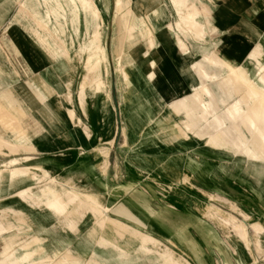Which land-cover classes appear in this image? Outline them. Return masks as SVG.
I'll use <instances>...</instances> for the list:
<instances>
[{
	"label": "rangeland",
	"instance_id": "1",
	"mask_svg": "<svg viewBox=\"0 0 264 264\" xmlns=\"http://www.w3.org/2000/svg\"><path fill=\"white\" fill-rule=\"evenodd\" d=\"M171 1L162 0V3L152 12L140 16L135 10V0H132L131 4H129V0H125L124 10L129 26L122 28V35L127 37L128 34H134L139 20L144 19L155 37V48L160 47L155 36L157 27L166 26L175 38L176 35L181 37L188 49L189 46L184 39L192 44L194 50L199 54V59L193 62L197 65L203 63V58L211 50H219L220 55H224V52L232 53V43H228L226 40L235 38L233 36L224 41L208 42V31L206 25L201 21L204 13L198 5V0H185V2L200 9L199 22L205 31L204 40L193 39L190 35H186L183 30L178 29L176 25L179 16L178 9L172 6ZM96 7L100 11L101 18L97 14ZM114 9L115 0H80V2L79 0H0V28L6 24L3 28L5 36L10 30L8 18L11 16V24L13 22L26 23L31 37L45 51L48 62L43 66L42 72L40 69L37 70L46 85L57 90V93L48 96L37 86L35 88H38V92L45 95L48 101H55L63 110L67 120L64 133L60 132L58 126L45 124L40 126V130L33 131L40 143L47 146L46 149L40 147L37 155L28 159V156L23 155L24 153L29 154L28 152L13 157L0 155V170L8 169L10 172L0 175V211L5 212L0 217V223L13 228L11 231L0 233V258L23 246L25 242L33 240L35 236L42 239L38 247L28 248V251L19 248V253H29V255L20 260L14 258L8 264H83L90 261L94 256L99 263L92 260L91 264H165L162 254L172 251L182 254V250H187L191 254L194 264H211L210 257L204 251L202 244L212 246L215 240L220 241V239L215 236L211 237L214 231L206 227V221L202 220V215L207 205L212 203L208 197L217 200L220 198L201 193L197 183H193L195 187L183 186L185 169L190 168L195 173L205 167L207 170L205 177L208 181L204 187H211L216 193H221L220 183L232 170L233 163H241L244 166V171L241 172L242 183L248 181L252 184L255 189L251 192L252 196L258 198V191L261 192V196H264V168L249 166L240 160L231 161L229 160L230 156L227 155L212 154L194 136H190V140L185 137L169 136L163 131L159 121L165 113L163 105L166 102L160 100L159 95L165 94L163 91L166 82H171L169 92L174 86L173 90L178 88L181 94L194 92L193 79L194 77L198 79V76L190 68L185 71L183 77H179L166 56L162 55L164 58L163 65L157 68V73L161 76V85L154 86L152 91L154 99H147V104L137 99L134 104H131V107H137L139 104L140 112L129 119L122 106L125 103V95L130 94L132 96L136 92H126L125 80H120L116 75V63L112 55V39L115 34ZM130 10L131 13L129 14ZM204 15L208 20L209 14L205 13ZM104 27L111 64L109 74L106 71L95 74L91 78L94 82L81 90L80 85L84 74L83 63L95 42V34ZM129 27L131 28L128 29ZM172 27H174L175 32L170 30ZM211 31H213L212 28ZM252 46L257 48L259 44L247 45L246 49V46H243L242 53H239V50L237 52L234 50L233 54L237 57L233 55L232 63L234 65L242 63L250 76L256 80L260 87L264 88L256 61L251 60V58L244 60ZM261 46L264 51V46ZM144 48L145 44L136 47L137 69L132 74L135 89L139 92L150 88L152 84L150 78L143 71L145 66L142 68L139 58L144 53L152 57L155 48L152 50ZM262 54L261 62L264 64V52ZM74 55L78 58L77 66L81 69L78 79L75 76V68L73 69L66 61V58L72 59ZM207 70L209 74L217 72L214 67H207ZM30 72L33 73V70ZM113 72L120 91L118 92L117 105L114 104L113 97H111ZM8 78L7 71L2 72L0 69L1 91L7 90ZM185 79L190 81L192 86L184 91L180 87ZM31 85L30 88L32 89ZM232 88L233 96L227 98L220 85L211 84L212 91L223 107L236 100L244 90L243 87L240 89L235 85ZM1 91L0 99L6 102L1 96ZM171 92L176 95V92ZM222 100L228 102L224 104ZM69 109L75 110L76 118L70 117ZM79 110L83 112L90 124H87L80 117ZM90 111H92L91 116ZM7 112L9 120L12 121L11 125L15 122L20 127L18 130H11L6 135L7 139L14 141L18 137L20 143H29L28 130L23 129L18 119L8 110ZM117 115L121 119L120 126L116 124ZM119 132L123 138L119 135L114 155L111 157V176L114 175L111 179L108 174L109 157ZM66 133L72 134V137H68ZM56 136L63 139L64 146L61 145ZM53 142L57 143L56 147L50 146V143ZM121 144L126 151V160L125 156L117 155ZM63 147L64 150L56 152ZM46 151H53V153H45ZM15 158L19 159L17 163L12 161ZM116 160L121 165L122 175H125L126 164L129 167L126 179H121L118 162L115 164L114 174L113 164ZM215 162L218 164L216 165ZM30 166H35L41 171H35V178L17 176V169ZM54 180L60 185L62 184L64 190L67 189L65 186L68 187L65 191L64 203L59 208L49 205L45 198L39 199L42 190L52 186ZM117 181L121 182V186L133 183L141 184L145 187L144 190L140 191L144 196L128 194L125 188L114 185ZM69 182L75 188L74 194H69V190L72 188ZM30 187L31 189L24 195V198L19 196L21 192ZM86 191L93 196L92 200L84 198L83 193ZM145 192L152 198H162L168 204L178 206L199 220L193 221L192 224L188 220L184 221L183 219L179 220L178 217L174 219L171 215L168 216L169 212L164 210L165 208L152 206L151 199L147 197ZM220 197L223 198L221 195ZM95 200H99L103 205L110 207L113 211L110 218L122 219L130 226L131 232L133 229H138L156 238V241H150L147 244L148 252L143 250L144 245L141 241L136 244L123 241L117 250L101 248L98 245L100 231H95V229L99 227L102 221L96 222L97 217L90 210ZM235 203L243 210L237 202ZM229 204L230 209L224 206L227 208L225 209L217 204L223 213L218 214L215 218H208L205 212L204 218L214 220L224 227L225 239L231 245L237 246L243 242L249 248V255L254 264H257L258 258L251 248L252 241L249 233V225L254 223L244 221L247 216L245 217V214L239 209L235 211L233 203ZM122 205L129 207L144 225L139 220L114 214V211H117ZM72 208L76 209V213L70 216L66 215L65 210ZM243 211L249 214L245 210ZM230 214L245 222V225L247 223L248 238H241L234 233ZM259 222L264 225L263 221ZM70 223H75V228L72 229ZM252 227L258 234L256 237L257 250H263L262 252L258 251V254L263 256V240L259 235L264 232V229L258 223ZM190 228H195L198 235L181 236L185 234L184 229L189 230ZM179 234L181 235L179 236ZM68 254L74 258H69Z\"/></svg>",
	"mask_w": 264,
	"mask_h": 264
},
{
	"label": "bare ground",
	"instance_id": "2",
	"mask_svg": "<svg viewBox=\"0 0 264 264\" xmlns=\"http://www.w3.org/2000/svg\"><path fill=\"white\" fill-rule=\"evenodd\" d=\"M131 2L132 0H129V4H131ZM171 2L172 6L178 9L179 16L176 21L178 29L183 30L186 35H190L193 39L204 40L205 31L202 24L199 22L201 16L200 9L195 5L186 4L185 0H172ZM124 3L125 0H115L113 15L115 34L112 39V55L116 63V75L120 80L124 79L126 82V92H136V94L132 96L126 94L125 103L122 106L123 111L126 112L130 119L133 115L140 112L138 109L139 104L137 107H131V104H134L137 99H140L143 103H146L147 99H154V93L152 92L154 88L153 84L150 85V88L148 87L146 90L139 92L135 89L134 82L132 81V74L137 69L136 47L145 44V48L152 50L156 47V42L153 33L148 28L144 19L139 20L137 30L134 34H128L127 37L122 35V28L129 26V21L124 10ZM96 9L98 16L101 18L100 11L97 7ZM128 13L130 14L131 10ZM130 28L131 27L128 29ZM104 30L105 27L101 28V30L95 34V42L83 63L84 74L83 81L80 85L82 88L81 90H84L88 84L94 82L91 78L95 74L101 73L102 71H106V73L109 74L111 64ZM170 30L175 32L174 27L170 28ZM176 41L183 54L190 53L187 45L179 35H176ZM226 42L232 43L231 45L235 52L239 50V53H242L243 50L241 49L244 48L243 46H246L245 49L247 48V44L236 36L233 39L230 38L229 41L227 39ZM218 51L219 50L216 49L211 50V52L203 58V63L198 65L192 63L190 66V70L198 76V79L193 76V83L195 85L194 92L175 98L173 94L169 92L171 82H166L164 87L165 90L163 91L165 94L159 95V99L166 102L163 105L165 113L162 115L159 124L162 125L163 131L169 136L179 138L185 137L189 139L191 138L190 136H194L203 143L204 147H206L209 152H227L231 155H237L264 163V88L260 87L256 80L250 76L242 63L238 65L232 63V58L236 56L233 54V51H231L232 53L224 52V55H220ZM263 52L260 44L257 48L252 46L244 60L251 58V60L256 61L258 70H260L262 74L261 80L264 83V64L261 62ZM162 55L165 56L161 46L153 50L152 57H149L147 53L143 54L144 58H147L144 68L149 74H151L152 70L157 72V68L163 65L164 58ZM70 60L71 59L66 58L69 64ZM207 67H214L217 69V72L209 74ZM0 69L5 71V67L2 65H0ZM148 78L151 80V77L148 76ZM212 83L220 85L227 98L233 96V85L240 89L243 87L244 90L233 102L227 103V100H222L224 104L227 103L226 106L223 107L218 97L211 89ZM68 112L72 119L76 118L75 110L69 109ZM1 120L7 123L6 135L13 129H20L15 122L11 125L12 121L9 120L8 112L5 108H0V121ZM6 135L0 134V155L2 157L19 156L23 152L33 154L38 151L37 145L34 143L30 134L28 137L29 143H20L18 137H16L14 141H11L7 139ZM249 138H251V140ZM30 157H27V159ZM12 161L13 163H17L19 159L15 158ZM35 171H39L35 166L17 169V176H29L33 179L36 176ZM4 173L10 172L8 169L0 170V175ZM69 184L72 187L70 182ZM65 188L68 189L67 186H65ZM30 189L31 187L21 192L19 196L24 198V195L27 194ZM66 190H64L62 184L60 185L54 180L52 186L42 190V195L39 199L43 200L45 198L49 205L59 208L64 203ZM74 193L75 188L72 187L71 190H69V194ZM83 196L88 200H92L93 198L87 191L83 193ZM233 209L235 211L238 210L235 205ZM90 210L97 217L96 222L102 221L99 227L95 229V231H100L98 245L101 248L117 250L120 243L123 241L130 244H136L141 241L144 245L143 250L148 252V247H146L147 244L150 241H156V238L141 230L133 229L131 232L130 226L120 219L110 218L113 211L110 207L103 205L99 200L94 201ZM65 212L66 215L70 216L76 213V209H66ZM205 212L208 218H215L218 214L223 213L222 209L215 204L207 205ZM4 213L5 212L1 210L0 217ZM114 214L136 221L139 220L132 210L125 205L120 206L117 211H114ZM230 218L233 222V230L246 238L247 226L245 222L240 221L233 214H230ZM139 222L142 223L140 220ZM69 225H71L72 229L76 226L75 223H70ZM142 225H144V223H142ZM11 230H13L12 227H7L0 223V233L3 234ZM40 243L41 239L35 237L30 243L28 242L19 248L28 251L31 247H38ZM19 248L8 253L3 258H0V264H8L10 261H13L14 258L20 260L29 255V253H19ZM258 251L262 252L263 250L261 251L258 249ZM133 252H135V250H133ZM161 256L165 264H192L186 257L188 256L187 251L184 250L182 254H177L172 251L171 253H165ZM68 257L74 258L72 255ZM92 260L93 262H98L94 256L90 261L83 264H91Z\"/></svg>",
	"mask_w": 264,
	"mask_h": 264
},
{
	"label": "crops",
	"instance_id": "3",
	"mask_svg": "<svg viewBox=\"0 0 264 264\" xmlns=\"http://www.w3.org/2000/svg\"><path fill=\"white\" fill-rule=\"evenodd\" d=\"M161 3L162 0H135V10L140 16H143L152 12ZM198 5L203 9L204 14H209L208 20L205 18L204 14L201 19L202 23L206 25L208 31L207 40L209 43L219 42L222 40L224 41L229 37L236 36L243 40L249 46L251 44H260L264 46V0H198ZM10 17L11 16H9L8 18L10 30L6 34V36L3 32V28L6 24L2 28H0V65L5 67V71H7L9 75V81L6 84L7 90L1 91L2 88H0L1 96L6 101L4 102L0 99V108L7 109L11 114H13V116L18 119L21 127L25 130H28L39 151L43 147L46 149L47 146H43L42 143H40L39 138L34 136L33 131L40 130V126L42 124H45L50 126H58L60 132L64 133L66 127L65 123L67 122V120L66 116L63 113V110L55 103V101H48L45 98V95L38 92L39 88L48 96H53V93H57V90L52 89V87L49 88L46 85L45 81L41 77V74L37 70L40 69V71L42 72L44 70L43 66L48 62L45 51L31 37L29 28L27 27L25 22H13L11 24L12 19H10ZM211 28L213 29V31H211ZM155 36L166 58L173 66L175 73L179 77H183V74L190 68L192 63L199 59L198 52L194 50L192 44L188 40L184 39L189 46L190 53L183 54L177 44L176 38L171 32H169L166 26H158L155 32ZM139 60L143 68L145 66V62L147 61V58H144L141 55ZM70 65L73 69L75 68V76L78 79L81 69L79 68V66H77L78 58L75 55L70 60ZM30 70H33V73H31ZM143 71L147 76L151 77V82L154 86L161 85V76L159 73L152 70L151 74H149V72L145 68H143ZM259 76L261 78L262 74H259ZM111 83V94L114 104L117 105L118 92L120 91L118 90V86L116 84V77L114 72L112 73ZM30 85L33 90L30 88ZM35 86H37L38 88H35ZM191 86L192 83L190 81H186L185 79L184 82H182L180 89H183L185 91L188 90ZM72 87L75 90V86L73 85ZM173 89H171V91L176 92V95H173L175 98L186 95L181 94V91L178 88L175 90ZM33 91L35 92V94ZM75 102L77 104L76 98ZM1 105H4L5 107ZM91 114L92 111H90V116ZM79 115L87 124H90L81 110H79ZM6 124L7 123L5 121H0V134H7ZM116 124L118 126L121 125V119L118 115L116 116ZM66 134L68 137H72V134ZM119 135H121L122 137L121 132H119L115 138V145L112 148L109 157L110 164L108 174L110 175L111 179L114 176H111V157L114 155ZM56 138L61 142V145L64 146L63 139H61V137L59 136H56ZM249 139L251 140V138ZM56 145V142L50 143L51 147H56ZM64 149L65 148L63 147V149H58L56 150V152L62 151ZM38 151L33 154L24 153L23 155L32 157L37 155ZM45 153H53V151H46ZM212 154L227 155L230 156L229 160L231 161L240 160L249 166H260L264 168V163H261L260 161L256 162L249 158L228 154L227 152H217ZM117 155L125 156L126 160V151L124 150L122 144L120 145V149ZM116 162L119 163V161L116 160L113 164L114 174ZM215 164L217 165L218 163L215 162ZM120 171L121 179H126V174L129 171V167L127 166V164L125 175H122L121 165ZM243 171V164L238 162L233 163L232 170L227 173L226 178L223 179L220 183V190L222 192L216 193L214 190H212L211 187H204L208 181V179H206L205 177V175H207V170L205 167H203L201 171H196L195 173L190 168H186L184 172L185 176L183 178V186H194L193 183H197L199 185V191L201 193L207 196L211 194L214 197H218L221 199L217 200L208 197L210 199V202H212L211 204H215L218 207L219 205L223 207L225 206L230 209L229 203H233L236 207H238V209L243 214H245V217L247 216L244 221H250L254 223L252 225H249V233L252 241L251 248L258 258L257 264H264V255L260 256L258 254L256 246V237L258 234H256L255 229L252 227L253 225H255V223H258L259 226L264 229V225L259 222H264V196H261L260 191L257 192L258 198L252 196L251 192L255 190L252 184L248 181L243 184L241 181V172ZM114 185L120 188H125L128 194L137 195L141 194L140 191L144 190L145 188L141 186V184L134 183L126 186H121V182L119 181L115 182ZM146 194L147 197L151 199L152 206H161L165 208L164 210H167L169 212L167 215H171L174 219L178 217L179 220H188L192 224L193 221L196 222L197 220H199L195 219V216L193 217L191 214H187L188 212H184L178 206L174 204H168L162 198H152L150 195H148V193ZM220 195L223 198H221ZM234 201L237 202L243 208V210H245L249 214L245 213ZM204 213L202 215V220L206 221V227L208 229L214 231V233L211 234V237L215 236L220 239V241L215 240L212 246L210 244H202L204 247V251L208 254V257H210L211 264H254V261L249 255V248L243 242L237 246L231 245L225 239V228L220 226L218 222L214 220L205 219ZM238 216L240 218H243L240 215ZM173 218L172 220H174ZM120 220L123 221L122 219ZM184 231L185 234H179V236L198 235V232L195 228H190L189 230L184 229ZM186 231L188 232L186 233ZM234 233L244 239L248 238L249 236L248 228L246 238L236 231H234ZM39 236L41 237L42 235ZM259 236L263 240L264 248V232H262ZM30 241L28 242L30 243ZM187 253V258L192 264H194L191 254L188 251Z\"/></svg>",
	"mask_w": 264,
	"mask_h": 264
}]
</instances>
